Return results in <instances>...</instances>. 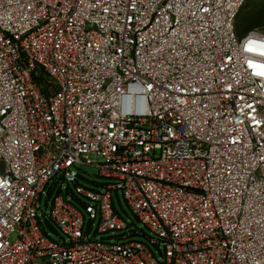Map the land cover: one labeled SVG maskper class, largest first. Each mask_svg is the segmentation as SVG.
Instances as JSON below:
<instances>
[{
  "label": "built area",
  "instance_id": "obj_1",
  "mask_svg": "<svg viewBox=\"0 0 264 264\" xmlns=\"http://www.w3.org/2000/svg\"><path fill=\"white\" fill-rule=\"evenodd\" d=\"M246 1L0 0V264H264V29L238 37ZM79 164L109 181L82 207L54 184ZM119 191L159 259L96 240L128 227Z\"/></svg>",
  "mask_w": 264,
  "mask_h": 264
},
{
  "label": "rangeland",
  "instance_id": "obj_2",
  "mask_svg": "<svg viewBox=\"0 0 264 264\" xmlns=\"http://www.w3.org/2000/svg\"><path fill=\"white\" fill-rule=\"evenodd\" d=\"M235 28L238 37H243L247 35L250 31L255 29H264V0H247L244 7L240 11L236 22ZM92 160H96L93 156ZM75 170L78 173L76 182H68L64 180H56L55 187L56 191L60 188L63 194L73 201V203L78 204L82 207L81 201L84 202L82 196L79 193L80 188H85L88 190L102 191L103 186H105L109 181L99 176L98 169L93 166H87L84 164H79L75 166ZM115 201V210L117 213L127 222L128 227L122 231H114L108 234H97L96 240L105 241H139L146 244L152 252L156 254L159 259L160 254L155 245L152 244L149 238L157 239V237L151 233L147 228L143 227L141 223L138 222L135 215L128 207L122 192L113 193ZM119 200V201H118ZM42 210L48 214L50 208L45 210V199L42 203ZM46 231L51 235L55 241H61V237L56 228L48 223H44ZM89 219L86 220L85 233L89 228ZM97 230V222L94 224L92 230L89 234V238L92 239ZM123 235H129L127 239H120Z\"/></svg>",
  "mask_w": 264,
  "mask_h": 264
},
{
  "label": "trees",
  "instance_id": "obj_3",
  "mask_svg": "<svg viewBox=\"0 0 264 264\" xmlns=\"http://www.w3.org/2000/svg\"><path fill=\"white\" fill-rule=\"evenodd\" d=\"M39 81L41 82V83H43V78L41 77V78H39ZM119 201V200H118ZM75 205H78V204H75ZM79 206V205H78ZM114 206H115V201H114ZM80 207V206H79Z\"/></svg>",
  "mask_w": 264,
  "mask_h": 264
},
{
  "label": "water",
  "instance_id": "obj_4",
  "mask_svg": "<svg viewBox=\"0 0 264 264\" xmlns=\"http://www.w3.org/2000/svg\"><path fill=\"white\" fill-rule=\"evenodd\" d=\"M74 174H77L76 172L74 173ZM60 180H64V178H63V176L62 175H60Z\"/></svg>",
  "mask_w": 264,
  "mask_h": 264
},
{
  "label": "snow or ice",
  "instance_id": "obj_5",
  "mask_svg": "<svg viewBox=\"0 0 264 264\" xmlns=\"http://www.w3.org/2000/svg\"><path fill=\"white\" fill-rule=\"evenodd\" d=\"M262 54H264V53H262Z\"/></svg>",
  "mask_w": 264,
  "mask_h": 264
}]
</instances>
